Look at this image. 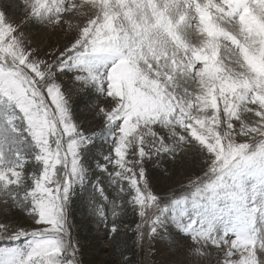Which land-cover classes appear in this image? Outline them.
Returning a JSON list of instances; mask_svg holds the SVG:
<instances>
[{"label": "snow or ice", "instance_id": "1", "mask_svg": "<svg viewBox=\"0 0 264 264\" xmlns=\"http://www.w3.org/2000/svg\"><path fill=\"white\" fill-rule=\"evenodd\" d=\"M27 24L73 36L43 59ZM66 87L104 99L98 133L75 121ZM97 137L108 148L93 170L86 158ZM187 153L201 174L155 192L145 164ZM78 188L99 225L111 216L110 237L131 209L137 245L175 243V233L194 257L216 249L221 264H264V0L0 7V212L19 210L36 226L0 222V240L24 241L0 247V264H81L69 222Z\"/></svg>", "mask_w": 264, "mask_h": 264}, {"label": "rangeland", "instance_id": "2", "mask_svg": "<svg viewBox=\"0 0 264 264\" xmlns=\"http://www.w3.org/2000/svg\"><path fill=\"white\" fill-rule=\"evenodd\" d=\"M16 0H0V7L15 3ZM9 15L14 22L20 23L22 13L14 15L9 9ZM22 31L31 41V47L37 49V55L43 59H50L49 53L54 49H62L68 44L73 34L65 33L59 28L52 29L46 25L27 24ZM68 79H70V74ZM67 85L68 80L63 81ZM70 102L74 112V119L85 133H98L103 126V119L98 113V106L106 105L103 98L94 93L69 90ZM103 148L107 152L108 145L104 144L103 137H97L96 147L86 158V164L95 170L96 152ZM103 163V161H100ZM202 161L195 153L182 154L173 162L164 158L158 163L147 162L148 179L153 190L161 195L172 189H180L186 184L189 177L201 174ZM91 191V189H89ZM105 191L111 200L113 191L105 185ZM0 222L9 223L13 228L22 227L28 230L36 227L31 219L19 210L5 215L0 212ZM70 231L73 240L79 248L81 264H123L127 258L128 264H221L223 254L216 249H206L210 254L204 257L191 255L192 243L190 240L174 233L175 243L167 239L157 238L149 245L147 241L143 245H137L136 225L139 217L128 209L127 213L117 221L118 233L114 237L109 236L111 216L108 227L99 225L91 216L85 206V195L78 188L72 198L69 214ZM23 239L18 242L0 240V247L19 246Z\"/></svg>", "mask_w": 264, "mask_h": 264}]
</instances>
